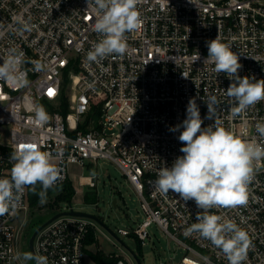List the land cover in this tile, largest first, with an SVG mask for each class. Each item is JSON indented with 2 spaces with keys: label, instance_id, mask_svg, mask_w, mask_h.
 <instances>
[{
  "label": "built area",
  "instance_id": "2783aa9c",
  "mask_svg": "<svg viewBox=\"0 0 264 264\" xmlns=\"http://www.w3.org/2000/svg\"><path fill=\"white\" fill-rule=\"evenodd\" d=\"M137 7L142 23L126 33V53L89 62L86 54L101 37L93 30L96 17L86 10L87 0H0V64L13 48L29 61L23 65L26 87L0 80V178L10 177V156L20 142H36L53 154L63 176L56 187L70 180L71 165L83 170L110 161L139 196L142 215L130 230L118 233L143 244L155 224L184 251L176 264H229L210 240L185 235L202 211L195 201L185 202L171 190L164 194L155 181L160 169L183 155L180 132L170 129L186 119L191 98L202 127L214 123L206 118L204 101L214 95L223 126L264 146L255 131L256 123L264 122V101L233 115V102L224 94L231 81L203 63L207 42L218 38L238 54L241 77L264 79V0H140ZM23 21L33 28L21 35L17 29ZM37 61L43 70H34ZM35 105L49 115L43 126L34 122ZM79 180L96 187L93 176ZM248 188L246 205L209 212L248 233L243 264H264V159L256 163ZM28 207L25 189L17 209L0 216V264H23L16 246ZM90 227L84 218L60 216L37 232L34 253L46 255L49 264H84Z\"/></svg>",
  "mask_w": 264,
  "mask_h": 264
},
{
  "label": "clouds",
  "instance_id": "9594fccd",
  "mask_svg": "<svg viewBox=\"0 0 264 264\" xmlns=\"http://www.w3.org/2000/svg\"><path fill=\"white\" fill-rule=\"evenodd\" d=\"M140 0H87V9L95 14L93 30L101 37L87 52L89 62H99L111 55L123 56L127 49L126 33L138 30L142 18L137 5ZM33 25L23 21L17 32H31ZM208 55L203 63L211 64L216 74L224 73L231 81L225 95L233 102L232 114H242L264 101V79L239 75L243 65L231 46L218 38L207 42ZM29 62L23 51L10 49L0 64V80L14 87H26L29 83L23 65ZM44 65L34 63V70ZM208 107V119L214 123L202 127L203 120L195 98L187 106L186 119L171 128L179 131L183 153L171 167L158 171L155 184L164 194L169 190L179 194L185 202L194 200L202 211L196 215V223L185 229V235L198 233L208 239L227 258L229 264H243L250 246L248 233L234 221L210 214L213 208H235L248 202V185L253 179L257 162L264 159V146L238 138L223 126L217 116L220 101L216 96L204 100ZM34 122L43 126L49 115L43 105H35ZM183 129L180 131V129ZM255 131L264 138V122H257ZM53 154L41 150L36 142H20L10 156L12 167L9 178H0V216L15 211L26 188L39 196V202H47L50 189L63 179L62 169L53 162ZM40 186L37 192L36 186ZM34 264H49L46 255L24 252L17 259Z\"/></svg>",
  "mask_w": 264,
  "mask_h": 264
},
{
  "label": "rangeland",
  "instance_id": "374dc122",
  "mask_svg": "<svg viewBox=\"0 0 264 264\" xmlns=\"http://www.w3.org/2000/svg\"><path fill=\"white\" fill-rule=\"evenodd\" d=\"M69 93L70 90L68 89ZM80 175L93 176L96 187L91 188L80 185ZM69 179L75 195L70 204H59V211L69 210L71 207L74 211L92 215L100 220L116 237L112 236L96 221L84 218L93 223V229L96 233V243L87 247L86 250L89 253H86L84 264H94L91 255L96 253V251H102L113 257H119L126 264H135L129 250L137 254L138 243L129 235H121L118 233V230H130L134 226L135 221L141 220L139 196L119 168L107 160H99L96 164H92L83 170L75 165H71ZM85 192L95 193L96 201L94 203H84L83 195ZM54 196L55 193L47 198L46 203H39L37 207H28L22 213L21 220L24 219L23 229L17 238L16 246L18 255L29 252L27 242L31 233L30 231H34L55 214L47 206L48 202L53 201ZM39 208L41 209L39 210ZM148 232L149 239L141 244V264H176L184 255L182 248L177 247L176 243L155 224H152L148 228ZM21 261L23 264H34L32 261L25 262L22 258Z\"/></svg>",
  "mask_w": 264,
  "mask_h": 264
},
{
  "label": "trees",
  "instance_id": "16d2710c",
  "mask_svg": "<svg viewBox=\"0 0 264 264\" xmlns=\"http://www.w3.org/2000/svg\"><path fill=\"white\" fill-rule=\"evenodd\" d=\"M63 112L64 113L66 112L65 108H64ZM26 190H27L28 206L29 207H37L38 204L40 203L39 202V199H40L39 196L34 194L30 188H26ZM36 190H37V192L40 190L39 185L36 186ZM74 192L75 191L72 187L70 180H67L66 182L62 183L58 187H56L54 189H50L48 191L47 198L54 193H55V196H54L53 201H50L47 203V206L49 207V209L51 211L58 213V211H57L58 205L61 203L70 204L71 200L73 199V197L75 195ZM92 192H94V191H92ZM95 199H96L95 193L85 192V194L83 195V202L84 203H94L96 201ZM40 209L41 208H39V210ZM30 232H31L30 233V235H31L33 233V231H30ZM30 235H29V237H30ZM129 236L133 237V235H129ZM84 243L86 246H90V245H93L96 243L95 230L93 229V227H90ZM137 243H138L137 256L140 258L142 256L141 255V244L138 241H137ZM86 253H89V252L86 250ZM91 258H92L94 264H114V263L118 262L119 260H121L119 257H113V256L109 255L108 253L106 254L102 251H96V253L91 255Z\"/></svg>",
  "mask_w": 264,
  "mask_h": 264
},
{
  "label": "water",
  "instance_id": "95a60500",
  "mask_svg": "<svg viewBox=\"0 0 264 264\" xmlns=\"http://www.w3.org/2000/svg\"><path fill=\"white\" fill-rule=\"evenodd\" d=\"M60 216H72V217H77V218H89V219H92L94 221H96L98 224H100L103 228H105L112 236H114L113 233H111L103 224L100 220H98L96 217L92 216V215H89V214H86L84 212H78V211H74L72 208H70L69 210L67 211H60L58 213H55L54 215H52L49 219H47L44 223H42L40 226H38L34 231L33 233L30 235L29 239H28V242H27V246H28V250L29 252H32L34 253V238L37 234V232L43 228L44 226H46L47 224H49L51 221H53L54 219L60 217ZM115 237V236H114ZM116 238V237H115ZM118 240V239H116ZM119 241V240H118ZM120 242V241H119ZM121 243V242H120ZM122 244V243H121ZM124 246V245H123ZM127 250H129L127 247H125ZM130 255L132 257V259L134 260L135 264H141L140 263V258L137 256L136 253L130 251ZM35 254V253H34Z\"/></svg>",
  "mask_w": 264,
  "mask_h": 264
},
{
  "label": "bare ground",
  "instance_id": "6f19581e",
  "mask_svg": "<svg viewBox=\"0 0 264 264\" xmlns=\"http://www.w3.org/2000/svg\"><path fill=\"white\" fill-rule=\"evenodd\" d=\"M82 181H83V182H87V181H88V179L84 178V179H82Z\"/></svg>",
  "mask_w": 264,
  "mask_h": 264
},
{
  "label": "snow or ice",
  "instance_id": "6c2138e0",
  "mask_svg": "<svg viewBox=\"0 0 264 264\" xmlns=\"http://www.w3.org/2000/svg\"><path fill=\"white\" fill-rule=\"evenodd\" d=\"M49 94L51 95V90L49 91Z\"/></svg>",
  "mask_w": 264,
  "mask_h": 264
},
{
  "label": "crops",
  "instance_id": "0c3cea01",
  "mask_svg": "<svg viewBox=\"0 0 264 264\" xmlns=\"http://www.w3.org/2000/svg\"><path fill=\"white\" fill-rule=\"evenodd\" d=\"M77 191V190H76ZM95 236H96V233H95ZM92 246V245H91ZM89 247V246H88Z\"/></svg>",
  "mask_w": 264,
  "mask_h": 264
}]
</instances>
